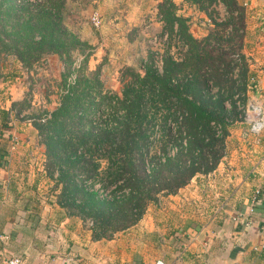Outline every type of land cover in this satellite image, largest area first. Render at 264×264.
<instances>
[{"label":"crops","instance_id":"obj_1","mask_svg":"<svg viewBox=\"0 0 264 264\" xmlns=\"http://www.w3.org/2000/svg\"><path fill=\"white\" fill-rule=\"evenodd\" d=\"M236 1L249 28L251 93L264 103V0ZM43 61L0 53V264L12 256L23 264H264V130L228 127L215 169L159 195L126 230L95 237L90 222L64 207L62 183L48 168L40 125L59 105L53 80L62 58ZM239 211L251 212L253 226L232 220Z\"/></svg>","mask_w":264,"mask_h":264},{"label":"rangeland","instance_id":"obj_2","mask_svg":"<svg viewBox=\"0 0 264 264\" xmlns=\"http://www.w3.org/2000/svg\"><path fill=\"white\" fill-rule=\"evenodd\" d=\"M238 7H229L222 0H108L104 4L89 0H0V53L14 49L18 32L29 34L26 26L17 24L30 17L37 22L30 33L36 38L52 36L56 43L46 39L35 45L36 52L27 44L21 49L23 56L41 63L44 57L55 54H46L48 50L58 48L56 54L62 58L53 80L59 105L41 124L44 141L53 146L49 155L46 151L48 168L56 166L54 172L64 174V131L76 133L79 122L86 119L94 125L104 124L103 119H110L107 107L120 108L119 101H130L135 91L142 93L146 106L145 129L155 141L164 139L165 117L181 119L186 115L182 109H167V100L176 102L175 94L165 91L166 99L161 89L155 94L149 90L152 74L163 78L168 64L178 69L169 85L172 89L187 85L190 98L201 97V85L209 100L227 96L223 87H231L234 93L225 100L224 117L216 121L218 134L239 121L248 125L246 106L252 98V73L243 50L249 28L244 8ZM94 12L100 16L99 25L91 20ZM198 53L203 58L194 57ZM204 78H211L206 88ZM124 111L117 109L116 114ZM105 166L103 160L102 170ZM75 172L78 179H84L78 170ZM99 181L96 176L86 184L92 182L100 188ZM87 221L93 224L91 219Z\"/></svg>","mask_w":264,"mask_h":264},{"label":"trees","instance_id":"obj_3","mask_svg":"<svg viewBox=\"0 0 264 264\" xmlns=\"http://www.w3.org/2000/svg\"><path fill=\"white\" fill-rule=\"evenodd\" d=\"M222 2L229 7L239 8L236 0ZM32 19L28 17L18 22V26L24 25L29 29V34L18 32L16 38L19 42L16 40L14 49L11 50L25 64L34 62L29 61L31 57L23 56L21 53L25 45L28 44L27 47L36 52L35 45L45 43L46 39L48 43H56L52 36L36 38V34L30 33L31 30H35L37 24ZM57 49H50L46 54L49 51L56 53ZM209 55L215 58L211 53ZM194 57L203 58L199 53ZM35 58L38 57H32ZM217 58L216 56L215 59ZM164 72L166 73L163 78L152 74L149 90L154 94L158 89L164 94L165 91L175 94L176 102L167 100L169 105L167 109L174 111L182 109L186 112L181 119L165 117L167 131L164 132L166 136L164 139L159 138L155 141L151 138V132L149 134L145 129L146 106L142 93L138 91L133 93L134 98L130 101L125 99L119 101L121 106L117 109L123 108L125 110L123 114L117 115V109L108 106L110 119L109 121L103 119L104 124L94 125L86 119L84 123L79 122L81 126L76 133L64 131L62 151L64 174L58 172V180L62 183L60 200L70 213L93 221L91 227L95 237H111L116 232L136 224L151 201L156 200L161 194L177 192L198 174L212 171L225 153L227 131L222 135L218 134L216 121L224 117L225 100L234 93L231 87H223V93H228L227 96L209 100L205 98L201 85L198 88L201 97L190 98L187 96V85L173 89L169 85L178 69L168 64ZM209 76L212 78L213 74ZM211 78L203 79L205 88ZM146 82L142 84L141 89H144ZM124 94L126 96L127 93ZM165 95L168 99L167 94ZM105 112L104 109L101 114ZM74 118L79 119L77 116ZM74 118L70 119V122H73ZM40 130L43 133L42 125ZM45 142L49 155L53 146ZM103 160L106 166L102 170ZM54 169L57 167H52L51 171L54 172ZM76 170L84 179L77 178ZM96 176L102 182L100 188H95L92 182L86 184V181ZM111 187L114 188L109 190Z\"/></svg>","mask_w":264,"mask_h":264},{"label":"built area","instance_id":"obj_4","mask_svg":"<svg viewBox=\"0 0 264 264\" xmlns=\"http://www.w3.org/2000/svg\"><path fill=\"white\" fill-rule=\"evenodd\" d=\"M91 20L95 25H99L101 23L98 12L93 13ZM255 81L256 78L254 75H252L250 78V88L254 89ZM246 111L249 129L248 132L254 136H258L261 131L264 130V103H262L257 97L252 96L246 106ZM256 196L252 202L253 205L251 211H254L256 207ZM251 215V212L245 213L239 211L232 216V220L235 223H242L245 226H253L254 220L252 219ZM6 264H23V258L21 256H12L6 261Z\"/></svg>","mask_w":264,"mask_h":264}]
</instances>
